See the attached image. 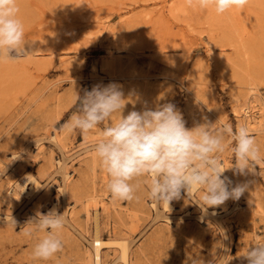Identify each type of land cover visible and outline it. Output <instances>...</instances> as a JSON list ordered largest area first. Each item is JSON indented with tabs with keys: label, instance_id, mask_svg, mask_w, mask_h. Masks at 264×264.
Instances as JSON below:
<instances>
[{
	"label": "rangeland",
	"instance_id": "obj_1",
	"mask_svg": "<svg viewBox=\"0 0 264 264\" xmlns=\"http://www.w3.org/2000/svg\"><path fill=\"white\" fill-rule=\"evenodd\" d=\"M17 3L27 54L0 60V264H94L96 232L125 237L129 264H246L239 255L264 242V164L234 174L227 147L219 154L224 176L248 185L240 199L205 210L199 194L182 193L169 212L152 205L146 177L134 181L135 199H113L93 152L108 122L87 134L62 126L77 111V95L115 83L127 99L125 116L172 103L188 129L246 125L264 154V0L223 14L198 0ZM26 173L42 184L30 199L16 188ZM55 202L63 247L36 259L45 233L28 222ZM111 245L102 248V264H124L120 246Z\"/></svg>",
	"mask_w": 264,
	"mask_h": 264
},
{
	"label": "clouds",
	"instance_id": "obj_2",
	"mask_svg": "<svg viewBox=\"0 0 264 264\" xmlns=\"http://www.w3.org/2000/svg\"><path fill=\"white\" fill-rule=\"evenodd\" d=\"M246 3L247 0H198L201 8L214 6L218 14ZM19 13L17 0H0V60H14L27 54L25 26ZM126 100L115 83L95 85L90 91L85 90L82 97L77 95V111L62 126L69 133L79 130L87 134L108 122L93 144V152L109 176L107 188L113 199H135L140 184L134 181L146 177L148 198L169 212L171 202L181 199L182 193L189 198L199 194L205 210L216 208L229 199L239 200L248 187H231L232 181L224 176L229 168L223 167L219 154L231 147L235 160L231 169L238 175L264 164V154L244 124L235 128L225 124L216 132L210 131L211 125L207 123L188 129L172 103L154 110H133L125 116ZM115 113L120 116L112 122ZM225 137L229 138L227 142ZM28 223L45 233L33 248L34 258L48 260L61 251L58 233L64 214L53 208L47 214L37 213V218ZM32 232L28 228L23 234L31 237ZM239 256L246 264H264V242L255 243Z\"/></svg>",
	"mask_w": 264,
	"mask_h": 264
},
{
	"label": "bare ground",
	"instance_id": "obj_3",
	"mask_svg": "<svg viewBox=\"0 0 264 264\" xmlns=\"http://www.w3.org/2000/svg\"><path fill=\"white\" fill-rule=\"evenodd\" d=\"M56 137H57V135L53 136V138H56ZM55 140H58V139H55ZM58 163L60 166L62 165V167H63L62 161L59 160ZM68 177H69V173L66 171L65 172V178H68ZM41 185L42 184L40 183V181L33 174H30V173H26L25 177L23 179H21L20 181L16 180L17 190L20 193H23L25 195V197H27L29 199L35 196L36 192L40 189ZM231 187H235V186L231 185ZM7 189L9 190V188H7ZM8 190H7V192H9ZM60 190L63 191L64 190L63 187H60ZM9 196H11V195H9ZM17 196H18V194H17ZM152 205L156 206L155 203H152ZM170 207H171V204H170ZM53 208H55L57 210L56 202L53 204V206L50 208V210H52ZM6 217L9 218V215H6ZM92 244L94 247V264H102V248L105 246L111 245V244H118L120 246L119 247L121 249V256L120 257H121L124 264H129V255H130L129 254V245H128V240L125 237L122 236L121 238H118V239H104L103 237H101V235L98 232H96V234L93 238Z\"/></svg>",
	"mask_w": 264,
	"mask_h": 264
}]
</instances>
